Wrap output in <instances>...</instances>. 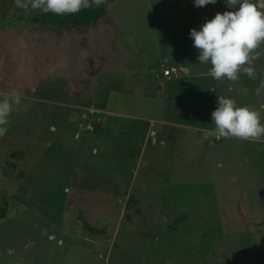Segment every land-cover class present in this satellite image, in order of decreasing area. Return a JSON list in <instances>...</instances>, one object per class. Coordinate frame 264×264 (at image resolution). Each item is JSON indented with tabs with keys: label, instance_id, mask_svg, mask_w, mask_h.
<instances>
[{
	"label": "rangeland",
	"instance_id": "374dc122",
	"mask_svg": "<svg viewBox=\"0 0 264 264\" xmlns=\"http://www.w3.org/2000/svg\"><path fill=\"white\" fill-rule=\"evenodd\" d=\"M104 1L74 27L0 0V99L21 97L0 135V264H248L264 136L220 137L211 111L228 96L264 124V41L217 80L189 30L224 0Z\"/></svg>",
	"mask_w": 264,
	"mask_h": 264
},
{
	"label": "clouds",
	"instance_id": "9594fccd",
	"mask_svg": "<svg viewBox=\"0 0 264 264\" xmlns=\"http://www.w3.org/2000/svg\"><path fill=\"white\" fill-rule=\"evenodd\" d=\"M103 0H31L32 8L57 15L76 13L81 8L99 7ZM217 0H193L194 6L215 4ZM17 6L28 7L27 2L16 0ZM227 8L206 19L199 28H191L189 36L193 47L198 50L197 61L210 65L209 74L213 79H238L242 65L251 64V54L264 41V0H224ZM243 72L254 76L252 67ZM259 92V89H257ZM21 97L13 93L0 99V135L7 131L8 117L12 105H18ZM211 123L220 137L259 139L264 136V124L260 114L247 105H237L228 96H216V107L211 111Z\"/></svg>",
	"mask_w": 264,
	"mask_h": 264
},
{
	"label": "trees",
	"instance_id": "16d2710c",
	"mask_svg": "<svg viewBox=\"0 0 264 264\" xmlns=\"http://www.w3.org/2000/svg\"><path fill=\"white\" fill-rule=\"evenodd\" d=\"M105 7V1L101 3L99 7L90 6L88 8H81L79 12L76 13H68V14H61L57 15L53 12H43L39 11L34 16L33 20L40 24H58L63 25L65 23H69L74 27H81L86 25L89 21L95 20L96 18L100 17L103 13ZM4 209H0V216H3ZM85 227L90 232H96L98 229L89 227L85 223ZM231 264H240V263H231ZM248 264H264V247H259L256 251V256L253 261L249 262Z\"/></svg>",
	"mask_w": 264,
	"mask_h": 264
},
{
	"label": "built area",
	"instance_id": "2783aa9c",
	"mask_svg": "<svg viewBox=\"0 0 264 264\" xmlns=\"http://www.w3.org/2000/svg\"><path fill=\"white\" fill-rule=\"evenodd\" d=\"M169 71H168V69H165L164 70V74H167Z\"/></svg>",
	"mask_w": 264,
	"mask_h": 264
}]
</instances>
